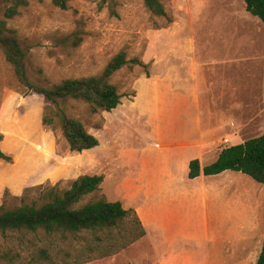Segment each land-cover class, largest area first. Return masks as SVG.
Returning <instances> with one entry per match:
<instances>
[{"label":"rangeland","instance_id":"obj_1","mask_svg":"<svg viewBox=\"0 0 264 264\" xmlns=\"http://www.w3.org/2000/svg\"><path fill=\"white\" fill-rule=\"evenodd\" d=\"M161 1L169 20L150 14L142 0H65L64 8L53 0H27L6 19V27L26 52L29 80L39 86L99 75L120 50L148 63L149 78L169 69L183 74L194 49L211 92L225 96L220 109L228 119L223 132L231 138L229 144L264 133L262 21L246 10L243 0ZM6 4L0 0L1 17ZM140 76H146L141 67L125 65L109 77L121 94L110 111L90 115L85 102L64 104L66 113L99 141L95 148L71 151L58 128L42 124L43 96L19 83L0 48V148L10 156V161L0 160V211L39 206L47 200V187L61 191L79 175L96 174L103 176L99 189L79 205L100 197L120 201L137 212L146 232L124 248L100 255L104 246L95 239L97 232L66 238L42 229L0 231V264L255 263L264 233V184L246 174L225 170L206 176L207 185L221 195L206 198L194 233L181 234L174 222L165 229L159 224L169 219L154 210L153 185L147 182L157 171L158 147L133 98ZM215 157L214 152L208 163Z\"/></svg>","mask_w":264,"mask_h":264},{"label":"trees","instance_id":"obj_2","mask_svg":"<svg viewBox=\"0 0 264 264\" xmlns=\"http://www.w3.org/2000/svg\"><path fill=\"white\" fill-rule=\"evenodd\" d=\"M2 17L0 16V48L10 63L21 85L29 91L43 96L45 106L41 117L43 125L58 128L71 151H85L98 145L95 135L90 133L83 122L69 116L64 104L70 100L88 104L90 115L100 111H110L120 103L121 94L109 77L125 65L141 67L148 76V63L138 57L127 58L126 51L116 53L99 75L67 78L51 86L33 84L26 71V52L17 37L6 27V19L18 13L27 0H6ZM145 8L153 16L169 20V15L161 0H142ZM246 10L259 18L264 24V0H243ZM62 8L65 0H53ZM99 127L100 123H96ZM2 135L0 134V141ZM0 160L10 161L0 148ZM188 177L200 174L198 159L188 164ZM224 170L238 171L248 175L258 183L264 184V133L243 142L219 149L218 157L202 167L204 175L218 174ZM103 180L102 175H79L67 189L58 191L56 185L47 187L43 196L45 202L37 206L24 204L0 211V231L42 229L46 233H60L63 237L81 236L87 232H97L95 239L104 246L100 255L114 253L145 235V228L137 212L124 208L120 201H108L104 197L79 205L87 194L95 192ZM92 253L91 246L86 248ZM254 264H264V233L261 250Z\"/></svg>","mask_w":264,"mask_h":264},{"label":"crops","instance_id":"obj_3","mask_svg":"<svg viewBox=\"0 0 264 264\" xmlns=\"http://www.w3.org/2000/svg\"><path fill=\"white\" fill-rule=\"evenodd\" d=\"M202 71L203 65L197 61L193 49L190 51V67L185 73L169 69L151 78L140 76L134 82L133 98L149 123L152 143L158 147L154 151L157 171L150 181L147 178V182L153 185L154 210L159 217L160 212L168 217V223L158 218L164 229L166 224L174 222L175 229L181 234L194 233L195 221L202 218L200 212H203L208 196L218 198L221 195L220 189L207 185V175L203 174L202 167L216 160L219 149L233 144H220L226 137L228 125L227 116L220 109L225 96H221V91L211 92ZM230 126L234 123L231 122ZM214 152L215 159L208 163ZM192 159H198L200 174L189 178L188 164ZM177 182L190 183V187L185 186L182 190ZM196 210L199 215L195 214Z\"/></svg>","mask_w":264,"mask_h":264},{"label":"built area","instance_id":"obj_4","mask_svg":"<svg viewBox=\"0 0 264 264\" xmlns=\"http://www.w3.org/2000/svg\"><path fill=\"white\" fill-rule=\"evenodd\" d=\"M230 142L229 138L228 137H224L221 141H220V144L221 146H226L228 145Z\"/></svg>","mask_w":264,"mask_h":264}]
</instances>
